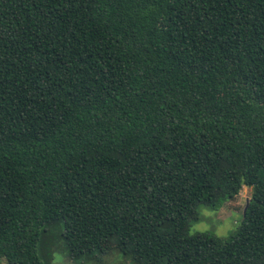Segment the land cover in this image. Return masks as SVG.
I'll return each instance as SVG.
<instances>
[{
    "label": "trees",
    "instance_id": "16d2710c",
    "mask_svg": "<svg viewBox=\"0 0 264 264\" xmlns=\"http://www.w3.org/2000/svg\"><path fill=\"white\" fill-rule=\"evenodd\" d=\"M52 221L72 257L264 264V0H0V260Z\"/></svg>",
    "mask_w": 264,
    "mask_h": 264
},
{
    "label": "rangeland",
    "instance_id": "374dc122",
    "mask_svg": "<svg viewBox=\"0 0 264 264\" xmlns=\"http://www.w3.org/2000/svg\"><path fill=\"white\" fill-rule=\"evenodd\" d=\"M250 189L244 187L233 200L222 204L218 209L209 206L199 207V220L192 223L191 233H209L220 238H228L239 226ZM61 221L49 223L42 233L38 245V256L44 264H134L130 257H124L120 253L110 252L104 255H82L72 257L63 238ZM107 247H102L104 250ZM0 260V264H5Z\"/></svg>",
    "mask_w": 264,
    "mask_h": 264
}]
</instances>
